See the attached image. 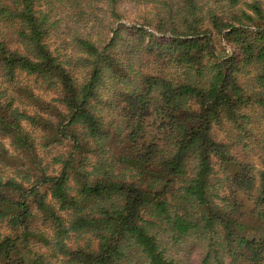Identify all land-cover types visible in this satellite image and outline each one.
Wrapping results in <instances>:
<instances>
[{
    "label": "trees",
    "instance_id": "obj_1",
    "mask_svg": "<svg viewBox=\"0 0 264 264\" xmlns=\"http://www.w3.org/2000/svg\"><path fill=\"white\" fill-rule=\"evenodd\" d=\"M194 247L264 264V0H0V264Z\"/></svg>",
    "mask_w": 264,
    "mask_h": 264
},
{
    "label": "rangeland",
    "instance_id": "obj_2",
    "mask_svg": "<svg viewBox=\"0 0 264 264\" xmlns=\"http://www.w3.org/2000/svg\"><path fill=\"white\" fill-rule=\"evenodd\" d=\"M135 7L136 6H134L133 4H130V3L127 4L126 5L127 14L128 13L130 15L135 14ZM127 20H128L127 18H124V19H122V22L128 23ZM242 201H243L244 210H245V214H246V217H247L248 221L254 226V229L260 230L262 228V226H263V223L258 222L257 220H255V218L250 213V211L252 209V206L249 203V201L244 199V198H243ZM188 262H189V264H199V262H200V252H199L198 248L194 247V248L190 249L189 261Z\"/></svg>",
    "mask_w": 264,
    "mask_h": 264
}]
</instances>
